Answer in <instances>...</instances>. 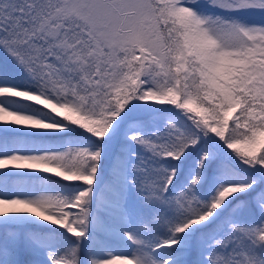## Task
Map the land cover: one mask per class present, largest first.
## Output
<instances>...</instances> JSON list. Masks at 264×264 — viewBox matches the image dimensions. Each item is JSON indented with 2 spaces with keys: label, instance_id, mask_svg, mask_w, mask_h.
Segmentation results:
<instances>
[{
  "label": "snow or ice",
  "instance_id": "6c2138e0",
  "mask_svg": "<svg viewBox=\"0 0 264 264\" xmlns=\"http://www.w3.org/2000/svg\"><path fill=\"white\" fill-rule=\"evenodd\" d=\"M0 264H264V0H0Z\"/></svg>",
  "mask_w": 264,
  "mask_h": 264
}]
</instances>
